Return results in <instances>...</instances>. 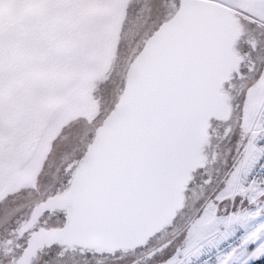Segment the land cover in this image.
I'll use <instances>...</instances> for the list:
<instances>
[{
	"label": "snow or ice",
	"instance_id": "snow-or-ice-1",
	"mask_svg": "<svg viewBox=\"0 0 264 264\" xmlns=\"http://www.w3.org/2000/svg\"><path fill=\"white\" fill-rule=\"evenodd\" d=\"M0 264H264V0H0Z\"/></svg>",
	"mask_w": 264,
	"mask_h": 264
}]
</instances>
